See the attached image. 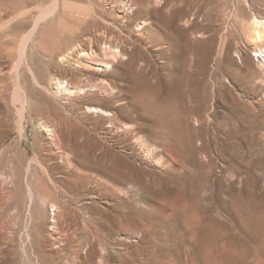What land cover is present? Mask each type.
Masks as SVG:
<instances>
[{"label":"rangeland","instance_id":"374dc122","mask_svg":"<svg viewBox=\"0 0 264 264\" xmlns=\"http://www.w3.org/2000/svg\"><path fill=\"white\" fill-rule=\"evenodd\" d=\"M32 1L0 0V264H264V66L243 27L264 0L174 2L196 33L166 65L130 57L135 24L91 33L125 53L83 77L56 58L87 37L56 15L88 2Z\"/></svg>","mask_w":264,"mask_h":264},{"label":"bare ground","instance_id":"6f19581e","mask_svg":"<svg viewBox=\"0 0 264 264\" xmlns=\"http://www.w3.org/2000/svg\"><path fill=\"white\" fill-rule=\"evenodd\" d=\"M86 1L89 4V7L87 8L88 13L85 14L86 12H84L85 15H81L83 16L81 18L79 17L80 15L77 16L78 15V13L76 12L77 10L72 11L73 8L71 6H68V8L71 11L66 9L68 4H64L62 2L63 5L61 6V8H59L60 11H58L56 15L59 17L58 20L64 22L65 21L64 14L65 15L68 14L71 17V20L72 18H74L73 25L77 27V30L75 29L74 31L73 30L67 31L66 33L67 38L65 39H68V41L69 40L72 41V39H74L75 32H79L80 34L83 33L86 37L89 36L91 33H96L97 35L103 36L104 38L106 37L105 34H108L110 40L116 41V38L121 40L122 38L120 37V35H116V34L118 33L122 34L125 31L127 32L135 24L137 27L135 28L137 32L135 33L136 35L132 37V35L128 34L125 37V41L127 42V44H129L132 50V52L129 54L130 57L133 59L135 56H137V54H140V49H143L145 51L151 49L154 52L155 56L164 65H166L167 62L170 61L172 56L178 54V51H180L181 49L180 40L186 39L187 38L186 34L194 36L196 33L195 23H191L189 31L187 33L180 28L179 20L181 18L179 20L176 19L177 18L176 14L174 13L172 8L174 2L180 3L181 0H86ZM196 2H197L196 0H191V5L195 4ZM41 3L43 4L44 2L41 1ZM31 4L32 6L33 5L36 6L38 5V1L33 0ZM56 5L57 7H60L59 0H57ZM131 9L132 12L129 11ZM166 11L168 14L166 13ZM71 12H73L72 15L70 14ZM22 14L23 11L21 10L20 12H16V13L13 12L12 14L7 16L8 20L6 23L9 22L12 23V21L15 18L19 17L20 15L22 16ZM243 27L246 30L247 39L254 45L255 50L253 52L254 53L253 56L257 58H261V61L262 60L263 61L260 64L261 66H264V19L262 20L254 16L252 17L250 23H248L247 25L243 24ZM115 30H117L118 33H116ZM92 38L90 37L86 38V40H88L87 42L89 45L86 50L82 49V46H84V44L80 42L79 44H75L71 49L67 50L66 52L59 54V56L56 59L60 62L61 65L68 67L70 72L78 73L81 77L89 74V72L91 71L102 72L108 69L111 70L115 65L114 62L117 61V57L122 56L125 53L123 52L122 49L124 47L119 48L118 46H114L111 45L110 43H107V40H103L104 45L100 48V52L96 53V51L93 49L92 46L93 44ZM187 44L192 47V44H190L188 41ZM208 44L211 45V43ZM192 51L193 49L191 50V52ZM98 55H101L100 60L97 59ZM142 61L146 62V64L145 63L140 64L139 70L141 71L143 69L144 70L150 69L149 68L150 66L147 64L149 62L143 59ZM258 61L260 62V60ZM134 70L135 67L133 71ZM63 72L66 73L68 71H63ZM262 73L264 74V71H262ZM54 85L56 92L64 96H72L76 93L84 92V88L72 87L69 83V80H65L63 77H61L60 79L59 78L56 79ZM116 89H119L116 93L120 95L122 93L121 88L117 87ZM111 91H113V89H111ZM42 128L43 130L49 132L50 134L53 132V128L49 126L43 125ZM56 210L57 209H55V211ZM54 220H55V213H53L54 223L52 228H54V226H56L57 224L55 223Z\"/></svg>","mask_w":264,"mask_h":264},{"label":"built area","instance_id":"2783aa9c","mask_svg":"<svg viewBox=\"0 0 264 264\" xmlns=\"http://www.w3.org/2000/svg\"><path fill=\"white\" fill-rule=\"evenodd\" d=\"M52 216H53V214H52Z\"/></svg>","mask_w":264,"mask_h":264}]
</instances>
